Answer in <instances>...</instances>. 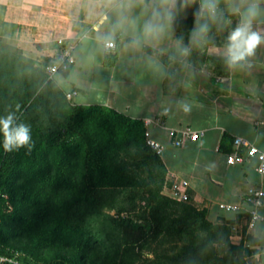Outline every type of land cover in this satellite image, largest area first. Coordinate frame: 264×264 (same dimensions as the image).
Segmentation results:
<instances>
[{
	"label": "crops",
	"instance_id": "0c3cea01",
	"mask_svg": "<svg viewBox=\"0 0 264 264\" xmlns=\"http://www.w3.org/2000/svg\"><path fill=\"white\" fill-rule=\"evenodd\" d=\"M202 2L0 0V39L48 66L71 48L74 64L52 75L70 100L143 120L148 138L164 147V193L173 198L181 189L186 203L233 228L232 241L251 250L248 264H264V220L251 223L249 194L264 200V174L247 155L228 161L237 138L264 151V43L236 65L225 58L229 33L252 5L253 30L264 35V0H218L215 16L197 15ZM216 18L225 26L212 45L191 50L180 41L177 23ZM148 24L157 30L147 31ZM186 129L199 137L175 145Z\"/></svg>",
	"mask_w": 264,
	"mask_h": 264
},
{
	"label": "trees",
	"instance_id": "16d2710c",
	"mask_svg": "<svg viewBox=\"0 0 264 264\" xmlns=\"http://www.w3.org/2000/svg\"><path fill=\"white\" fill-rule=\"evenodd\" d=\"M205 25L207 31L198 33ZM224 26V18L176 24L180 41L191 50L215 43L216 32ZM47 66L0 39V117L13 114L17 124L31 127L33 143L31 150L21 147L6 152L0 133V259H6L4 264L30 261L26 250L5 244L6 228L22 222L16 192L8 191L14 185L6 179L29 177L44 182L55 176L87 184L95 169L105 176L95 189L114 186V205L121 203L122 196L129 197L130 216L114 219L113 224L120 243L108 239L110 248L123 260L161 248L163 252H155L156 258L149 264H248L251 250L244 242L232 241L231 226L214 223L206 210L164 193L167 169L148 142L143 120L102 105L74 104L46 72ZM129 157L136 158L135 169L128 165ZM137 169L147 177L140 179ZM60 213L58 209L46 214L56 233L54 239L66 246L83 242L87 231L73 228Z\"/></svg>",
	"mask_w": 264,
	"mask_h": 264
},
{
	"label": "rangeland",
	"instance_id": "374dc122",
	"mask_svg": "<svg viewBox=\"0 0 264 264\" xmlns=\"http://www.w3.org/2000/svg\"><path fill=\"white\" fill-rule=\"evenodd\" d=\"M124 159L126 161V157ZM127 161L131 169L136 168V158L129 157ZM137 171L140 179L147 177V174L140 173L141 169ZM104 178L102 170L95 169L87 184L77 179L55 176L47 177L44 182L29 177L6 179V182L14 185L8 191L16 192L22 222L17 221L6 228L3 232L7 238L5 244L26 250L25 254L30 258L27 264H149V260L155 259V254L163 252V249L144 250L138 257L131 255L123 260L110 248L108 239L114 242L115 238L120 243V235L114 232V219L130 216L131 208L128 196H122L123 200H120L126 205H114L117 198L114 186L101 185L100 189H95ZM58 209L61 215L68 218L70 226L87 231L83 242L66 246L54 239L56 233L48 223L46 214L48 210ZM14 210L11 205L10 211ZM64 258L73 261L64 262ZM5 261L0 259V264Z\"/></svg>",
	"mask_w": 264,
	"mask_h": 264
},
{
	"label": "clouds",
	"instance_id": "9594fccd",
	"mask_svg": "<svg viewBox=\"0 0 264 264\" xmlns=\"http://www.w3.org/2000/svg\"><path fill=\"white\" fill-rule=\"evenodd\" d=\"M192 0H186V3H191ZM218 0H203L201 4L200 15L207 9L213 16L217 7ZM257 15V8L252 5L247 8L236 27L229 33L225 48V58L229 66L236 65L244 61L247 57L254 54L255 49L264 43V35L253 30L252 21ZM146 30L149 32L157 30L152 24L146 25ZM207 31V26L199 28L198 33ZM106 46L111 47L110 42H106ZM186 51V50H185ZM15 116L8 114L5 117H0V133L3 135V148L6 152L18 150L21 147H27L29 150L33 147L31 129L28 125L15 122Z\"/></svg>",
	"mask_w": 264,
	"mask_h": 264
},
{
	"label": "built area",
	"instance_id": "2783aa9c",
	"mask_svg": "<svg viewBox=\"0 0 264 264\" xmlns=\"http://www.w3.org/2000/svg\"><path fill=\"white\" fill-rule=\"evenodd\" d=\"M204 11H207L205 9ZM111 47L106 46L108 49H114L115 48V43L110 42ZM75 58L72 52L71 48H65L62 50L60 53L59 61L57 63H54L53 65H49L46 67V72L52 77V75L56 74L59 72L61 69L66 68L67 66L74 64ZM199 137V133H196L192 131L191 129H186L182 132L181 138H178L174 144L177 146H182L185 141L187 140H196ZM149 144L156 150V152L159 155L163 154L164 147L162 144L151 140L148 138ZM235 146H236V152L234 154H231L229 156V163L234 164L236 162H243L247 158L245 155H247L248 158L250 159H257L259 162V167L258 170L260 171L261 174H264V151L260 150L258 147L251 145L249 142H247L243 138H237L235 140ZM245 150L246 154H243L242 150ZM250 194V201L253 204V209L251 212V223L256 224L262 220H264V217L262 216V208L264 206V200L262 198V193L260 192L259 194H254L252 190L249 191ZM173 198L175 200L181 201V202H186L188 200V196L182 194L181 189L177 188L174 191V196ZM222 208H232L229 206L221 205Z\"/></svg>",
	"mask_w": 264,
	"mask_h": 264
}]
</instances>
